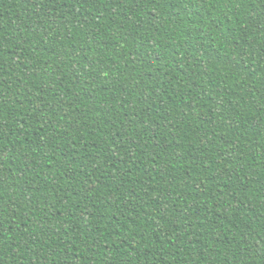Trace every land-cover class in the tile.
Masks as SVG:
<instances>
[{"label":"trees","instance_id":"obj_1","mask_svg":"<svg viewBox=\"0 0 264 264\" xmlns=\"http://www.w3.org/2000/svg\"><path fill=\"white\" fill-rule=\"evenodd\" d=\"M0 264H264V0H0Z\"/></svg>","mask_w":264,"mask_h":264}]
</instances>
